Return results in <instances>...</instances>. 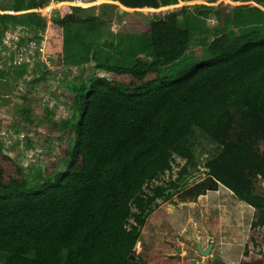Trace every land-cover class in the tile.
Instances as JSON below:
<instances>
[{"label":"trees","instance_id":"1","mask_svg":"<svg viewBox=\"0 0 264 264\" xmlns=\"http://www.w3.org/2000/svg\"><path fill=\"white\" fill-rule=\"evenodd\" d=\"M65 1L29 0V26L43 29L49 21L67 32L98 22L62 15ZM104 1L159 9L158 0ZM213 12V39L198 60L182 61L194 31L179 26L178 11L128 21L125 27L140 32L136 54L143 58L123 65L94 57L90 71L72 82L66 98L75 115L65 121L48 176L29 178L0 140V264H145L134 250L139 228L168 189H144L172 170L174 157L185 160L171 185L178 188L195 163L187 141L196 129L219 151L179 199L196 201L221 186L257 211L251 227L264 226V196L253 188L264 180V11L221 3Z\"/></svg>","mask_w":264,"mask_h":264},{"label":"rangeland","instance_id":"2","mask_svg":"<svg viewBox=\"0 0 264 264\" xmlns=\"http://www.w3.org/2000/svg\"><path fill=\"white\" fill-rule=\"evenodd\" d=\"M28 1L0 0L1 148L28 177L51 173V162L57 160L65 140V121L75 115L66 95L77 76L90 71L93 58L123 65L132 64L138 56L143 58L142 53L136 54L140 32L125 27L128 21L148 23L160 13L178 11L179 26H190L194 31L182 58L186 61L203 58L217 25L213 11L221 3L235 8L252 4L264 11V0H158L159 9L137 11L111 1L83 5L66 0L60 4L62 15L98 20L93 25L72 24L66 32L62 26L52 27L49 21L43 29H32L27 19ZM11 15L13 19L8 18ZM75 33L78 45L74 42L65 47L64 41ZM85 55L89 62L78 65ZM187 142L195 163L178 188L174 190L171 185L185 160L174 157L172 170L160 174L144 189L149 195L155 187L168 190L145 215L135 253L145 264H256L254 257L247 261L245 257L254 239L251 223L257 220V211L238 203L223 187L196 201L179 199L181 191L204 178L207 161L219 151L197 129ZM253 188L255 194L264 196V180H254ZM129 223L133 224L132 219ZM210 242H217L215 253L201 255L198 246L205 251ZM175 247L181 248L179 258L175 257Z\"/></svg>","mask_w":264,"mask_h":264},{"label":"built area","instance_id":"3","mask_svg":"<svg viewBox=\"0 0 264 264\" xmlns=\"http://www.w3.org/2000/svg\"><path fill=\"white\" fill-rule=\"evenodd\" d=\"M255 234L253 235L254 239L249 247L247 252L246 261L254 257L257 260L256 264H264V226L262 227H253Z\"/></svg>","mask_w":264,"mask_h":264},{"label":"water","instance_id":"4","mask_svg":"<svg viewBox=\"0 0 264 264\" xmlns=\"http://www.w3.org/2000/svg\"><path fill=\"white\" fill-rule=\"evenodd\" d=\"M175 251L177 253V255L175 257L179 258V254L181 253V248L175 247ZM198 251L201 255L207 256V255H209V252H210V246L205 251H202L201 247L198 246Z\"/></svg>","mask_w":264,"mask_h":264},{"label":"crops","instance_id":"5","mask_svg":"<svg viewBox=\"0 0 264 264\" xmlns=\"http://www.w3.org/2000/svg\"><path fill=\"white\" fill-rule=\"evenodd\" d=\"M221 187V186H220ZM220 187L218 188V189H220ZM213 193H216V192H208L207 194H213ZM220 239H222L223 237L221 236V237H219ZM210 243H212V244H210L209 246H210V252H212V253H215V248L214 247H216L217 245H216V243L217 242H210ZM220 243H224V241H220ZM208 246V247H209ZM204 250H206V249H204ZM203 251V250H202ZM210 252H209V254H210Z\"/></svg>","mask_w":264,"mask_h":264}]
</instances>
